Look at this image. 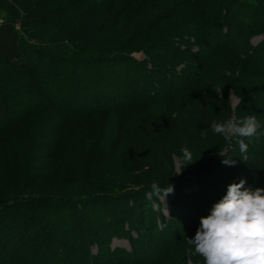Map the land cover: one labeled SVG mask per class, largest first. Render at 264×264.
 Here are the masks:
<instances>
[{"label":"trees","instance_id":"obj_1","mask_svg":"<svg viewBox=\"0 0 264 264\" xmlns=\"http://www.w3.org/2000/svg\"><path fill=\"white\" fill-rule=\"evenodd\" d=\"M0 12V244L17 257L34 264H178L176 250L229 183L245 178V186L264 187V136H257L245 157L233 138L230 151L238 157L229 159V168L226 156L208 154L179 176L145 173L143 188L127 196H98L100 179L110 170L96 162L104 160V146L86 137L91 130L74 125L133 110L195 77L197 65L188 61L196 52L185 55L172 39L196 25L183 27L193 17L201 24L192 43L203 44L209 34L220 50H249L246 64L263 82L242 79L236 118L255 114L264 122V0H0ZM166 20L169 28L162 24ZM250 31L263 35L253 47L240 39ZM140 52L146 58L135 57ZM206 52L203 60H212ZM39 67L41 78L35 74ZM226 68L214 61L201 82L215 87L218 71L222 76ZM195 102L196 107L175 102L186 125L208 112L206 103ZM195 136L190 129L184 147ZM139 148V167L146 169L148 152ZM153 181L173 186L165 196L166 212L151 195ZM114 239L129 248L113 247Z\"/></svg>","mask_w":264,"mask_h":264},{"label":"rangeland","instance_id":"obj_2","mask_svg":"<svg viewBox=\"0 0 264 264\" xmlns=\"http://www.w3.org/2000/svg\"><path fill=\"white\" fill-rule=\"evenodd\" d=\"M3 16V13L0 12V20ZM261 20H263V16ZM190 21L194 22L196 25L191 26L189 29L185 28L187 32L185 35L180 32L176 33L175 37L172 39L174 44L178 45L180 49H186L185 51L187 53H185V55L190 56L188 51L196 52L188 61L193 67L197 65L195 77H190L191 79L185 77L180 87H177V89L164 93L163 96L156 98L154 101L141 102L137 104L133 110L129 109L110 115H95L75 121L74 125L78 127L81 126L83 128L82 130L85 132H90L89 130H91L86 137L98 139L101 145L104 146V160L102 156L101 160L99 158L96 162L104 163V168L108 167L110 170L108 172L105 171L103 178L100 179V184L104 186L100 191H97L98 196H127L130 192L143 188L139 181L145 173L163 171L166 173V178L179 176L186 168V164L192 163L191 165H196L198 161L208 156V154L212 155L218 153L220 157L226 156L228 159L238 157V152L230 151L232 144L225 141L221 136L214 134L209 125L213 120L221 121L229 117L236 118V108L244 96L241 87H244L245 83L242 79L251 77L252 79H259L263 82V75H254L253 68L246 64L245 56L249 50L239 49V47H227L220 50L219 47H217L220 42L216 44L209 34L207 38L203 40V44L192 43L196 41L197 31H195V28H198V24L200 25L201 23L200 20L195 22L193 17V19L186 21V23L184 22L183 27L189 26ZM170 22L166 20L163 21L162 24L164 23L166 26L165 28H169ZM15 26L18 27V24ZM231 38L234 39L235 37L231 35ZM240 39L241 41L247 40L249 47H253L261 42L263 35L259 32L250 31L247 34L245 33ZM212 46L213 48L215 47L213 51L211 50ZM203 50L204 52L207 50V54L212 53L213 59L203 60ZM135 57L142 59L145 57V54L140 52L135 54ZM43 60L41 61L42 63L44 62ZM185 60L186 58L183 56L181 58L182 63H177L178 65L175 67L177 71L180 70V68L182 69ZM214 61L218 63L223 62L227 65L226 69L231 74L226 75L224 72L221 76L222 71L219 70V83H217L215 87H211V85L205 86V83L201 82V78L207 70H209ZM28 62L32 63L31 61ZM41 73V67H39L38 71L35 70V74L38 78H41ZM186 80L189 81L186 83ZM216 88H220L221 92L211 93L212 90ZM192 94H194L195 97L190 100L189 98ZM195 99H198L199 102L201 101L200 104L206 103L208 112L203 116L196 115L194 123L192 125H186L177 113L175 102L177 100L180 101L183 107H196L197 105L195 103L197 101L195 102ZM149 119H152V128L147 125ZM92 129H96V132H93ZM190 129H194L196 134L188 146L192 153V158L191 160L181 162L176 159V156L180 152V149L184 147V140ZM90 134L94 136L92 135V137ZM198 140H201L203 144L205 143V147H203L205 151L201 149ZM81 145L84 147L86 144ZM139 146L146 148L145 152H148L149 160H147L148 166L146 169L139 167L140 161L138 157L141 153L140 151H143V149L140 150L141 148H139ZM137 149H139V152ZM152 149L155 153H151ZM245 154L246 153L243 152L242 156L245 157ZM226 166L228 168L231 167L230 164H226ZM182 167L184 168L176 174ZM168 194L169 193L165 196H168ZM160 200H162L164 205L163 209L164 212H166L169 204L166 202V198L160 196ZM127 201L129 202V200ZM21 207L28 208L25 205ZM66 212L68 211L66 210ZM56 214H59V212L57 211ZM37 220L30 222L32 227L35 223V225H37ZM35 225L33 228H35ZM26 227L28 228L30 226L27 224ZM31 230V228H28V232L26 230L25 233L29 234ZM195 232L196 231L186 236L182 244L176 250L174 258H180L178 264H203L202 258L194 254L187 244V239L193 237ZM112 246L129 248L127 241L123 239H114ZM93 247L94 246H92L93 252H96L95 247ZM10 249H6L5 246L0 244V264H34L31 259L17 257Z\"/></svg>","mask_w":264,"mask_h":264},{"label":"clouds","instance_id":"obj_3","mask_svg":"<svg viewBox=\"0 0 264 264\" xmlns=\"http://www.w3.org/2000/svg\"><path fill=\"white\" fill-rule=\"evenodd\" d=\"M225 74L231 73L226 69ZM209 127L225 141L237 138L241 152L247 150L252 138L264 136V122L255 114L213 120ZM191 158L188 146L176 156L181 162ZM223 163L232 161L226 157ZM245 185V178L229 183L222 198L200 217L194 236L187 239L190 250L202 258L203 264H264V187ZM172 191L173 186L167 182L153 181L150 186L151 195L157 200Z\"/></svg>","mask_w":264,"mask_h":264}]
</instances>
